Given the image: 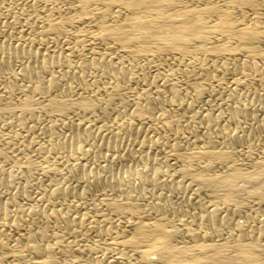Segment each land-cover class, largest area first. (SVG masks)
<instances>
[{
  "label": "bare ground",
  "instance_id": "1",
  "mask_svg": "<svg viewBox=\"0 0 264 264\" xmlns=\"http://www.w3.org/2000/svg\"><path fill=\"white\" fill-rule=\"evenodd\" d=\"M0 3L11 15L0 22V178L59 179L33 198L26 183L0 196V264H264V158L226 129L264 125V106L194 111L227 78L264 77V0ZM22 142L61 161L6 169ZM185 185L195 198L176 205ZM188 208L199 233L158 217Z\"/></svg>",
  "mask_w": 264,
  "mask_h": 264
},
{
  "label": "rangeland",
  "instance_id": "2",
  "mask_svg": "<svg viewBox=\"0 0 264 264\" xmlns=\"http://www.w3.org/2000/svg\"><path fill=\"white\" fill-rule=\"evenodd\" d=\"M5 10L6 9L0 3V22L4 21L6 18L11 16L10 14H6ZM258 13H260V12H258ZM81 27H82L81 25L75 26L71 30V33L73 34L76 31L79 32ZM0 38H1V36H0ZM67 40L70 41L71 39L67 38ZM153 74L154 73L151 72L149 74V77H152ZM261 78H263V79H261ZM250 81H247L248 83L244 82L245 84L243 82L242 83L240 82V83H238L236 85L231 80V78H227V79L223 80V83L221 84V86L219 88H217L213 93H210V94L206 95L205 98H204V102H202L201 104L197 105V107H195L194 111L197 114H199V115L207 114L208 112H209L208 114H210V115L221 114L223 116V118L225 119V117L228 116L225 113V109L227 107H232V105L233 106H238L240 104L247 103V104H250L252 109L259 110L260 108H262L264 106V77H260L257 80L254 79V80H250ZM219 90H221V91H219ZM216 97H219V98H216ZM224 101H225V103H224ZM205 102H209L212 105L211 106H207V105H205ZM223 108H224V110H223ZM208 110H210V111H208ZM258 114H259V116H261L262 113H258ZM189 115H190V113L184 112L183 115L181 116V118L183 120H185L186 118H188ZM109 119H110V121L113 122V118L112 117H109ZM223 123L224 122L221 121V124L219 123V127L218 128L221 129V125H223ZM246 123H247V125L248 124L249 125L248 126L245 125ZM244 126H245V128H243ZM199 127H201V126L199 125ZM236 128L239 131H237ZM226 129L229 130V131L230 130L231 131H237V132H240L241 134L247 136V139L249 140V142H247V143L249 144L250 142H253V143H250L249 145H251L254 148H256L255 157L258 156V157H256L258 159L261 158V157L264 158V125H259L258 126V125H256V123L252 124L251 121H248V118H246V120H243L241 122V125H239V126H234V125L233 126H229ZM253 129H257L259 131L258 137H254V136L251 135ZM94 130H96V128H94ZM185 139L186 138L182 139V143H183V141ZM37 142L43 143L44 140H40L38 138ZM17 146H19V149L17 148ZM14 147L17 148V149L16 150L14 149L13 154H11L9 160L4 164L6 169L11 168L13 163H22L25 160H29L30 164H31V166L33 168V170H31V172H32L31 174L34 175V173H36L37 170H39V168L41 166H49V165H52V164H57L58 162L61 161V158H58V157H54L53 158V157H51L45 163H42L41 162V158H39V157L37 158V156L34 154V152H33L34 147L33 146H29L28 147V145L26 143H24V142L18 143ZM24 150L26 152H24ZM19 151L21 153H19ZM33 156H35V157H33ZM159 160H160L159 163L163 165V162H162L163 159L159 158ZM223 170H224L223 167H215V168H213L210 171L209 174L210 175H216V174L221 173ZM12 175H13V178L15 180V182L12 184V187L11 186H7L5 184L6 183V181H5L6 177L5 178L4 177L0 178V182L2 184V186L0 184V196H3L11 188L20 187L22 185V183L23 184L26 183L28 185L29 193L31 194V197L33 198V196H36L37 193L40 194L42 191L47 190L48 187L53 184V181H54L55 184L59 183V179L56 180V181H55V179H53V180H47L48 182H45L42 186H38L32 178L26 177V175H23V173L13 172ZM25 177L27 178L26 180L24 179ZM172 181L174 183L175 182L177 183V181H179V179L178 178H173ZM3 184L5 186H3ZM171 184H173V183L171 182ZM38 191H41V192H38ZM148 192H149V197H153V196H155V195H157V194H159L161 192H162L161 194H163V196H164V194H165V196H166V194H169V193H167L168 192L167 188L166 187H162V186H159V187L149 186ZM192 198H195V196H194V194L192 192V189L188 188L186 185L182 189H180L177 193H172V199H173V201H174V203L176 205L186 204L187 200L192 199ZM83 211L84 210H82V209H79V210H76V211H73L71 209V211L67 212V215L71 216V217L79 216V215H81V213ZM196 214L197 213H196L195 209L192 210V209L188 208L185 212H183V213L181 212V215L177 214V216H176L175 214L172 215L170 212H166L165 211L164 214H161L158 217L167 219V220L171 221L173 224H176V225L179 224V221H177L178 217H182V218H184L183 219L184 224H183L182 227H185V226L189 225V227L193 230V232L199 233L200 232V227H198V225L196 223H194V221H192L193 218L196 216ZM1 215L2 214H0V217H1ZM257 215L261 216L262 215V211L261 212L259 211ZM231 220L232 221L241 220V218L240 217H237V218L235 217V218H231ZM60 238L62 240H64V241H69L72 248L73 247L76 248L78 245H80L77 240H75L73 242V240H71L68 237L67 233H62L60 235ZM76 244H78V245L76 246ZM108 251H109V249H108V247L105 244L97 246V248H96V252H97L98 256L105 255V253H107ZM151 257H154V256L152 255Z\"/></svg>",
  "mask_w": 264,
  "mask_h": 264
}]
</instances>
